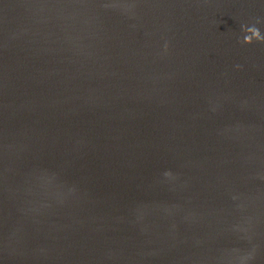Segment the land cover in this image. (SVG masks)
<instances>
[{
	"label": "water",
	"instance_id": "95a60500",
	"mask_svg": "<svg viewBox=\"0 0 264 264\" xmlns=\"http://www.w3.org/2000/svg\"><path fill=\"white\" fill-rule=\"evenodd\" d=\"M0 264H264V0H0Z\"/></svg>",
	"mask_w": 264,
	"mask_h": 264
}]
</instances>
